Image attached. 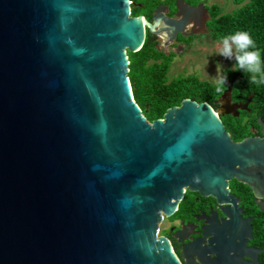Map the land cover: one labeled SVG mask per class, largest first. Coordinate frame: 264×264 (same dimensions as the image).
Returning <instances> with one entry per match:
<instances>
[{"label":"water","instance_id":"1","mask_svg":"<svg viewBox=\"0 0 264 264\" xmlns=\"http://www.w3.org/2000/svg\"><path fill=\"white\" fill-rule=\"evenodd\" d=\"M175 9L148 22L130 0H0V264H181L158 228L186 191L231 205L230 233L228 181L264 198V124L232 140L220 117L247 102L230 85L219 110L184 99L152 122L133 99L127 53L146 30L167 43L208 19Z\"/></svg>","mask_w":264,"mask_h":264},{"label":"trees","instance_id":"2","mask_svg":"<svg viewBox=\"0 0 264 264\" xmlns=\"http://www.w3.org/2000/svg\"><path fill=\"white\" fill-rule=\"evenodd\" d=\"M236 6L229 12H222L217 4L206 6L208 19L206 21L207 36L212 41H220L222 37L236 31H247L260 50L261 67L264 70V0H231ZM131 16H143L148 22L154 10L159 5H166L175 11V0L169 2L161 0H130ZM168 3V4H166ZM128 79L132 96L142 114L148 122L162 118L167 109L179 106L184 99H191L197 103H207L214 110L218 108L217 100L230 85V101L244 104L246 109L238 110V115L231 114L220 117L225 130L233 141L237 142L259 132L260 123L264 122V85L249 82L251 74L243 70H225L226 88L218 93L215 84H210L194 76L169 77L168 70L173 53H165L159 47L155 34L145 32L142 47L135 53H127ZM244 191L250 196V190L245 186ZM184 198L178 210L170 219H177L185 207ZM250 210L254 207L252 201L246 204ZM256 210V209H254ZM259 228V232H260ZM264 264V253L262 254Z\"/></svg>","mask_w":264,"mask_h":264},{"label":"flooded vegetation","instance_id":"3","mask_svg":"<svg viewBox=\"0 0 264 264\" xmlns=\"http://www.w3.org/2000/svg\"><path fill=\"white\" fill-rule=\"evenodd\" d=\"M167 7L168 12L164 14L174 18L176 10L173 11L171 7ZM202 18L203 15L198 17L199 23H190L182 33H178L171 42L166 44H176L177 48L181 45L184 46L182 41H188L187 44H191L193 38L197 36L195 32L198 30H203L202 32L207 35V20ZM262 124L264 122L260 123L259 132L253 130L248 137H263ZM242 185L244 184L237 182L235 179L228 181V196L238 200L237 207L241 208L239 212L240 221L237 224L238 227L235 233H230L227 227L224 231L221 230L224 222L229 220L226 213H228L227 209L231 208V205L218 204L214 198L201 197L195 192L186 191L184 193L183 199H186V203L179 218L170 219L174 214L169 218H164L168 222V227L162 231L161 235L168 239L181 264H262V254L264 253V198H256L252 192L248 196ZM249 201H252L255 207H252V210L246 206ZM248 226L251 229V237H249ZM259 228H261L260 232ZM220 233L224 239L234 238V243L225 244L221 247L222 249L216 248L215 240H217L216 238L219 237ZM212 240L213 242L210 244L209 241ZM212 248H216V253L211 252ZM254 250L259 252L255 255L253 254ZM184 251L188 261L185 258ZM220 255H222L221 258H219Z\"/></svg>","mask_w":264,"mask_h":264},{"label":"rangeland","instance_id":"4","mask_svg":"<svg viewBox=\"0 0 264 264\" xmlns=\"http://www.w3.org/2000/svg\"><path fill=\"white\" fill-rule=\"evenodd\" d=\"M161 1L169 2L170 0ZM183 2L190 7L202 5L204 8L217 4L220 6L222 12H229L236 8L231 0H183ZM206 18V15H203L202 19L205 20ZM202 31L198 30L195 32L197 36L193 38L191 44H187L188 41H182L184 46L181 45L178 48L176 44L167 45L164 34H155L158 37L159 47L165 53L171 51L174 55L168 70L169 77L194 76L201 81L214 84L212 77L216 74V65H220L223 71L233 68L234 58H224L217 55L221 46L220 41L210 40L206 33ZM222 103L223 99L219 98L217 100V110H219ZM167 227L168 222L163 219L159 225L158 234L161 235L162 231L166 230Z\"/></svg>","mask_w":264,"mask_h":264},{"label":"clouds","instance_id":"5","mask_svg":"<svg viewBox=\"0 0 264 264\" xmlns=\"http://www.w3.org/2000/svg\"><path fill=\"white\" fill-rule=\"evenodd\" d=\"M220 45L217 55L224 58H234V69L251 74L249 76L250 83L264 85V70L261 67L260 50L256 48L247 31H236L222 37ZM212 79L216 92L220 93L225 90L226 74L220 65H216V74Z\"/></svg>","mask_w":264,"mask_h":264},{"label":"bare ground","instance_id":"6","mask_svg":"<svg viewBox=\"0 0 264 264\" xmlns=\"http://www.w3.org/2000/svg\"><path fill=\"white\" fill-rule=\"evenodd\" d=\"M198 21H200V20H198ZM199 23V22H198ZM193 28V27H192Z\"/></svg>","mask_w":264,"mask_h":264}]
</instances>
